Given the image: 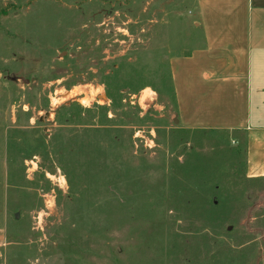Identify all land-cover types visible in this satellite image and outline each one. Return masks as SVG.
I'll return each instance as SVG.
<instances>
[{"label": "rangeland", "instance_id": "374dc122", "mask_svg": "<svg viewBox=\"0 0 264 264\" xmlns=\"http://www.w3.org/2000/svg\"><path fill=\"white\" fill-rule=\"evenodd\" d=\"M195 5L0 0V264H264L243 138L174 123Z\"/></svg>", "mask_w": 264, "mask_h": 264}, {"label": "crops", "instance_id": "0c3cea01", "mask_svg": "<svg viewBox=\"0 0 264 264\" xmlns=\"http://www.w3.org/2000/svg\"><path fill=\"white\" fill-rule=\"evenodd\" d=\"M195 8L201 46L170 61L178 125L243 138L247 177H264V0Z\"/></svg>", "mask_w": 264, "mask_h": 264}, {"label": "trees", "instance_id": "16d2710c", "mask_svg": "<svg viewBox=\"0 0 264 264\" xmlns=\"http://www.w3.org/2000/svg\"><path fill=\"white\" fill-rule=\"evenodd\" d=\"M171 85H172V78H171ZM172 90H173V85H172ZM173 95H174V91H173ZM174 99H175V96H174ZM202 131H205V130H202ZM206 131L215 132L214 130H206ZM261 178H264V177H261Z\"/></svg>", "mask_w": 264, "mask_h": 264}, {"label": "water", "instance_id": "95a60500", "mask_svg": "<svg viewBox=\"0 0 264 264\" xmlns=\"http://www.w3.org/2000/svg\"><path fill=\"white\" fill-rule=\"evenodd\" d=\"M174 123H175V124H177V123H178L177 119H174ZM14 217H15V219H17V218H18V214H15V216H14Z\"/></svg>", "mask_w": 264, "mask_h": 264}]
</instances>
